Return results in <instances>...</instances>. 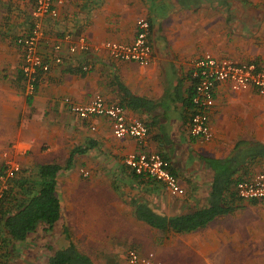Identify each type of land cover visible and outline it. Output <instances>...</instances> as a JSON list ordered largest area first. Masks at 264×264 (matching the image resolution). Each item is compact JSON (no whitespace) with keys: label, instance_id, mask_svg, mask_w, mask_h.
I'll return each instance as SVG.
<instances>
[{"label":"crops","instance_id":"obj_1","mask_svg":"<svg viewBox=\"0 0 264 264\" xmlns=\"http://www.w3.org/2000/svg\"><path fill=\"white\" fill-rule=\"evenodd\" d=\"M58 8L56 19L42 20L51 39L69 31L91 43H129L136 19L146 18L152 57L149 64L139 65L114 61L104 52L75 54L52 64L29 95L15 40L32 25V3L0 0V162H18L25 177L40 165L55 162L61 167L56 175L60 221L51 230L41 223L23 241L13 240L0 221V264H46L47 255L68 243L63 225L69 240L93 264L112 252L118 254L117 264H130V242L140 253L153 252L162 264H238L253 258L248 254H261L264 199L238 198L235 183L264 170V95L252 87L233 90L228 82H218L208 111L212 136L193 137L188 133L194 91L188 61L210 52L264 64V0H62ZM88 63L91 69L83 71ZM127 93L143 105H128ZM95 94L122 104L127 118L147 125L144 145L114 137L108 118L81 119L63 102L68 97L82 104ZM75 149L80 152L66 167ZM139 150L161 153L185 193L173 196L161 183L133 172L124 158ZM224 166L238 167L221 194L231 210L204 227L165 232L134 216L132 198L167 216L207 206ZM81 169L88 179L80 177Z\"/></svg>","mask_w":264,"mask_h":264},{"label":"built area","instance_id":"obj_2","mask_svg":"<svg viewBox=\"0 0 264 264\" xmlns=\"http://www.w3.org/2000/svg\"><path fill=\"white\" fill-rule=\"evenodd\" d=\"M32 3V25L25 35L16 38L21 47L22 59L20 73L27 94L36 91L41 76L50 71L52 64L60 65L65 58L75 54H99L104 52L114 61H128L139 65L149 64L152 47L149 41L150 23L144 17L135 21L136 34L129 43L106 40L91 43L83 35L63 32L59 38L51 39L46 33L42 20L56 19L62 0H17ZM190 77L194 81L191 97V114L188 133L193 137L210 139L212 131L209 125L208 111L213 106V91L218 82H228L233 90L254 88L264 95V64L254 61H236L231 58H218L210 52L188 61ZM91 69V64H83L82 70ZM67 110L81 119L91 116L106 117L111 121L112 134L116 138L131 137L141 145L148 136L147 125L138 118H127L124 107L119 103H109L102 95L95 94L86 103H76L70 98L63 99ZM93 128V127H92ZM124 163L136 174L143 175L161 183L173 196L185 193L179 180L170 170L169 161L158 151H134L124 158ZM21 170V165L12 159H6L0 166V207L10 189L12 180ZM84 175L88 173L82 171ZM236 196L240 199H264V170L250 179L235 183ZM130 264H162L154 259V253H140L135 248L127 251Z\"/></svg>","mask_w":264,"mask_h":264},{"label":"trees","instance_id":"obj_3","mask_svg":"<svg viewBox=\"0 0 264 264\" xmlns=\"http://www.w3.org/2000/svg\"><path fill=\"white\" fill-rule=\"evenodd\" d=\"M127 104L138 107L143 105V100L127 93ZM190 105L191 97H190ZM122 105V104H120ZM80 150L75 149L68 158L66 167L71 164L72 155ZM59 164L52 162L40 165L37 172L31 176H23V168L12 180L11 186L0 207V221L13 240L23 241L36 231L43 223L51 230L58 224L61 217L60 200L57 194L56 175L60 170ZM238 167L228 168L217 173L208 205L194 211L167 216L154 211L146 203L131 199L134 216L146 222L153 228L165 232H189L204 227L218 215L231 210L230 206H224L221 194L227 188L229 177ZM62 233L68 243L53 253L47 255L46 264H93V261L76 245L69 240L67 228L62 226Z\"/></svg>","mask_w":264,"mask_h":264},{"label":"rangeland","instance_id":"obj_4","mask_svg":"<svg viewBox=\"0 0 264 264\" xmlns=\"http://www.w3.org/2000/svg\"><path fill=\"white\" fill-rule=\"evenodd\" d=\"M2 163H3V160L0 162V166L2 165ZM79 175H80L81 178H85V180H86V179H88L87 177H88L89 173H88V175H84L83 172H82V169H81ZM101 215L106 216V213L104 211H102ZM104 231H105V229L100 227V232L103 233ZM92 243H94V242H92ZM44 245H46L45 242H44ZM53 245H54V249H56L57 242L55 241ZM134 247H136V244H134V243L130 242L129 244H127V248H134ZM89 248L90 249H95L94 252H96V249H98V251H99V246L96 247L95 245H89ZM261 248H264V245ZM103 253H104V251H101V252L97 253V256H100ZM114 253L115 252H112L110 254L108 253L107 255H109V256H108V258H106V260H103V259L97 260L96 263L97 264H117L116 258L118 256V254L117 253L114 254ZM95 255H96V253H95ZM248 255H250V257H253V258L249 259V260H245V259L240 260V261H238V264H264V251L261 252V254H253V255L248 254ZM43 262H45V261H42V263Z\"/></svg>","mask_w":264,"mask_h":264}]
</instances>
